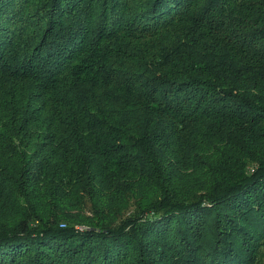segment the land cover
Segmentation results:
<instances>
[{
  "label": "trees",
  "instance_id": "trees-1",
  "mask_svg": "<svg viewBox=\"0 0 264 264\" xmlns=\"http://www.w3.org/2000/svg\"><path fill=\"white\" fill-rule=\"evenodd\" d=\"M0 264H264V0H0Z\"/></svg>",
  "mask_w": 264,
  "mask_h": 264
},
{
  "label": "rangeland",
  "instance_id": "rangeland-1",
  "mask_svg": "<svg viewBox=\"0 0 264 264\" xmlns=\"http://www.w3.org/2000/svg\"><path fill=\"white\" fill-rule=\"evenodd\" d=\"M79 228H83L82 226H78Z\"/></svg>",
  "mask_w": 264,
  "mask_h": 264
}]
</instances>
